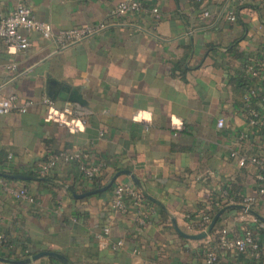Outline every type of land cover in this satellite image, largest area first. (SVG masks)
I'll return each mask as SVG.
<instances>
[{"label": "crops", "instance_id": "1", "mask_svg": "<svg viewBox=\"0 0 264 264\" xmlns=\"http://www.w3.org/2000/svg\"><path fill=\"white\" fill-rule=\"evenodd\" d=\"M29 1L0 0V15ZM120 1L41 0L31 6L53 31L104 26L64 49L35 31L27 33L25 50L0 41V96L33 100L25 113L0 115L1 158L11 172L0 171V233L11 244L10 250L0 249L4 257L48 250L71 264H206L205 252L216 249L222 227L236 235L249 226L264 241V228L252 218L261 220L252 214L241 220L242 209L223 212L200 240L183 237L172 223L197 234L210 224L199 226L204 215L211 222L222 207L256 195L255 167L239 168L236 161L237 155L264 156V132L249 130L236 79L243 59L264 54V0H139V12L114 17L110 11ZM232 9L235 21L226 18ZM233 42L236 51L230 50ZM48 75L79 88L86 104L53 100L57 110L72 107L68 123L84 117L79 130L47 117L42 98ZM218 119L224 121L221 128ZM242 132L248 135L241 138ZM66 149L102 162L104 185L118 171H130L141 187L126 174L112 186L132 182L140 189V220L129 201L125 212L111 208L112 186L72 196L67 187L77 194L98 189L74 163L59 160L47 175L38 174L43 161ZM20 187L35 202L11 195L9 188ZM213 207L219 208L214 215ZM251 209L264 213L258 202ZM118 240L123 245L113 247ZM216 253L213 264L242 259L232 251ZM31 264L62 263L43 257Z\"/></svg>", "mask_w": 264, "mask_h": 264}, {"label": "built area", "instance_id": "2", "mask_svg": "<svg viewBox=\"0 0 264 264\" xmlns=\"http://www.w3.org/2000/svg\"><path fill=\"white\" fill-rule=\"evenodd\" d=\"M141 9L139 0H122L110 11L114 17H123L129 14L139 12ZM153 16L159 17L157 8L152 9ZM209 15V11H203L202 16ZM229 21L237 20V9H232L226 14ZM103 25L98 27H71L53 31L52 26L48 22L40 21L35 18L32 7L19 2L7 15H0V41L8 47L16 50H25L30 46V41L27 33L33 31L53 42L58 49H64L75 43H78L92 34L102 30ZM244 72L255 78V83L248 87L243 94V102L245 108L246 121L250 131H258L259 127L264 125V54L260 57L247 59ZM258 105L254 107L251 103ZM33 100L25 98L20 100L16 94L8 96H0V115L11 112L25 113ZM42 103L48 107L49 119L58 120L60 125H69L73 130H79L80 125L85 123L82 115L74 118L69 123L68 116H73V109L70 105H65L61 109L54 107V101L48 96L42 98ZM53 110V111H52ZM224 125L223 119L217 120V127L221 128ZM248 133H241V138H245ZM263 151L264 143L259 145ZM232 156L236 153L232 152ZM65 163H74L79 171L88 179H93L95 176L103 173L104 164L102 162H90L88 153L79 150H61L55 155H52L46 161H43L38 167V174L45 176L51 172L58 161ZM237 166L244 168L247 165L255 167L256 171L254 178L256 180V195L244 196L239 204L251 208L258 201L264 203V156L259 154L254 155H237ZM11 195L17 199L27 201L28 203L35 202L34 197L29 193L27 188L20 187L17 189L9 188ZM143 193L132 182H116L112 189V198L110 206L112 209L125 212L126 203L131 202L132 206L137 209L136 219L140 220V207L143 204ZM232 204V203H229ZM245 215L250 216L244 209L241 210L239 218L246 220ZM259 228H264V222L252 218ZM210 223L208 215H204L199 220V226L206 228ZM108 227L103 228V234H108ZM4 234L0 233V249H9ZM123 245L122 240H118L113 244V247ZM216 249L224 251H232L241 256V262L238 264H264V241L260 240L257 232L249 226L244 227L240 234H233L226 227H222L217 231ZM216 249L210 248L205 252L204 261L206 264H213L217 260ZM27 255V250H24ZM23 255V256H25Z\"/></svg>", "mask_w": 264, "mask_h": 264}, {"label": "water", "instance_id": "3", "mask_svg": "<svg viewBox=\"0 0 264 264\" xmlns=\"http://www.w3.org/2000/svg\"><path fill=\"white\" fill-rule=\"evenodd\" d=\"M41 2V0H30L29 1V6H33V5H38ZM46 94L49 98H51L52 100H56V99H61L64 101H69V102H73V103H78V104H86L85 101L83 100V98L81 97V94L79 93V88L76 87H70L58 80H56L55 78H51L49 75L47 76V89H46ZM1 174V173H0ZM120 174H126L128 175L132 181L138 186L141 187L140 182L137 180V178L128 170H122V171H118L117 173H115L108 181V183L106 185H104L103 187H100L98 189L92 190V191H88L86 193H81V194H77L75 193L71 188L67 187V190L69 191V193L77 198L80 197H84V196H88L90 194H94L98 191H104L106 189H108L109 187L112 186V184L115 182L116 178L120 175ZM16 178H21V179H25L27 178L24 175H16ZM230 209H242V210H246L249 214L254 215L255 217H257L258 219H260L261 221L264 222V217H262L261 215H259L258 213H256L255 211H253L251 208H247L245 205L242 204H229L226 205L224 207H222L213 217V219L211 220L210 224L208 225V227L197 234H186L184 232H182L176 225L175 220H172L173 226L176 229V231L182 235L183 237L187 238V239H191V240H200L204 237H206L207 234L210 233V231L212 230V228L214 227L216 221L218 220L219 216ZM43 257H49V258H53L58 260L59 262H61L62 264H71V262L69 261V259L64 256L63 254L56 252V251H48V250H43V251H39L36 252L34 254H31L27 257H23V258H19V259H15V258H9V257H4L2 255H0V262L2 263H6V264H31L34 261L43 258Z\"/></svg>", "mask_w": 264, "mask_h": 264}, {"label": "trees", "instance_id": "4", "mask_svg": "<svg viewBox=\"0 0 264 264\" xmlns=\"http://www.w3.org/2000/svg\"><path fill=\"white\" fill-rule=\"evenodd\" d=\"M234 42H235V41H234ZM234 42L231 43L230 50H234V51H236V50H235V46H236V44H234ZM237 55H238V54H237ZM247 62H248L247 59H243V60H242V63H241V69H240V73H241V75L238 76V79H239V80L236 79V82H238L237 85H238V87H240V88L242 89L243 94L245 93L246 89H247L248 87H250L251 85H253V84L255 83V81H256L255 78L249 76L247 73L244 72L245 64H246ZM243 104H244V102H243ZM251 104H252L254 107H258V105L254 104V102H252ZM258 131H259V132H260V131L264 132V125L260 126L259 129H258ZM263 151H264V148H263ZM3 155H5V153L1 151V152H0V171H2L3 173H11L9 170H7V169L4 168L5 163H4V161L2 160V158H1V156L3 157ZM102 176H103V173H101L100 175L95 176V177L92 179L93 182H94V184H95V188H100V187H102V186L104 185L105 182H104V183L101 182V181H102ZM254 179H255V178H254ZM255 184H256V180H255ZM113 187H114V185H113L111 188L113 189ZM143 197H144V194H143ZM258 203L264 205V203L261 202V201H258ZM254 205H255V204H254ZM254 205H253V206H254ZM202 206H203V205H201V207H202ZM203 207H204V206H203ZM203 207H202V208H203ZM203 209H204V208H203ZM204 210H205V209H204ZM218 210H219L218 207H213V209H211L210 212H211V214L214 215ZM257 212L260 213L259 211H257ZM260 214L264 216V213H260ZM260 232H261L262 234H264V229H262ZM257 234H258V233H257ZM6 242H7V246H8V245H11V244L8 242L7 239H6ZM6 242H5V244H6ZM24 249H25V248H23V250H22V254H20L21 256L25 255V253H24Z\"/></svg>", "mask_w": 264, "mask_h": 264}]
</instances>
